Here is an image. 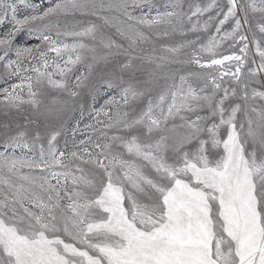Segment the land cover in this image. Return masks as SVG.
Returning <instances> with one entry per match:
<instances>
[{
	"label": "snow or ice",
	"instance_id": "6c2138e0",
	"mask_svg": "<svg viewBox=\"0 0 264 264\" xmlns=\"http://www.w3.org/2000/svg\"><path fill=\"white\" fill-rule=\"evenodd\" d=\"M5 22L0 264H264V0H0ZM100 87L69 151L57 118Z\"/></svg>",
	"mask_w": 264,
	"mask_h": 264
},
{
	"label": "rangeland",
	"instance_id": "374dc122",
	"mask_svg": "<svg viewBox=\"0 0 264 264\" xmlns=\"http://www.w3.org/2000/svg\"><path fill=\"white\" fill-rule=\"evenodd\" d=\"M31 3H40L41 4V11L43 10V8L45 7H49L51 6V4H54L56 2V0H30ZM155 2L157 3V5L162 6V4L165 2V0H155ZM209 2V0H183V6L184 9L187 10L188 5L191 4H200L201 6H205L207 3ZM218 2L220 3L221 7H223L226 4V0H218ZM226 10V9H225ZM31 14V10L24 7V6H20L19 10H18V17L19 18H23L25 15H29ZM138 14V13H137ZM214 14V13H212ZM209 14H205L201 19H207V16ZM81 17L77 16V19H80ZM11 25L8 24L7 22H5V24H0V35H2L3 33L7 32L10 29ZM231 28V24L228 23L224 26V30H230ZM215 27L214 26H210L208 30L206 31H202V32H198V33H188L185 36H181L179 33H177L176 35H174L172 38H163L160 39L158 41L159 44H176V43H180L182 40H196L197 37H199V40L201 42H207V40L212 36L215 35ZM249 37L251 38V33H248ZM259 38V37H257ZM17 44H28V45H34L36 43H38V41L35 40H28L26 38L25 35H20L17 38L16 41ZM198 47V45H197ZM249 56L253 59L256 60L257 63H259V57L258 55H256V50H255V46L254 44H250L249 46ZM186 51L190 52L191 49H187ZM219 51L225 55L231 54V41L230 40H225L221 47L219 48ZM183 58V57H182ZM174 67H179V65H176ZM186 70L189 71H196L198 70L195 65L192 66H185ZM86 66L85 64H81L78 65L77 68L75 69L74 73L72 74V81H75V76L80 75L81 72H86ZM259 81L261 83H264V75L259 77ZM18 81L13 78L11 80H8L7 77L4 75V70L3 68H0V88L3 87H10V85L12 83H17ZM91 83H95V80L93 78V80L91 81ZM259 87V85H254ZM58 93L55 90H51L49 92V96H57ZM112 95V92L109 91L106 88L100 87L95 91H90L88 89H85L81 92V95L79 96L78 99L73 98L69 100L68 103V107L64 110L63 113H61V115L57 118L59 120V123H61L63 125V129L64 132L66 133V138L68 140V144H69V151H73L75 149H73L71 147L72 145V141H73V135H72V129L76 127L77 122H79V127L82 129L84 128V126L86 124L91 123V118L89 117V112L91 111V109L94 107L96 109H99L101 107V105L104 104L105 100H107L109 98V96ZM61 99H67L66 94L65 95H60ZM260 102L257 101V105H259ZM83 106V117L81 116V107ZM12 119L11 116H4L2 113H0V123H4L8 120ZM178 122V121H177ZM2 133H3V129L0 128V140H2ZM76 140H80V139H84V136L81 135L79 132H77ZM63 143H64V138H61V142H60V146L63 147ZM253 147L252 143L249 142L248 148L249 150H251ZM257 147V153L258 155L262 154L261 150L259 149L258 146ZM3 149L0 148V151H2ZM18 152V150H17ZM53 183H55V181H53Z\"/></svg>",
	"mask_w": 264,
	"mask_h": 264
}]
</instances>
